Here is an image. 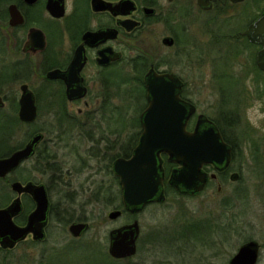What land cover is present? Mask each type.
<instances>
[{
    "label": "flooded vegetation",
    "instance_id": "flooded-vegetation-1",
    "mask_svg": "<svg viewBox=\"0 0 264 264\" xmlns=\"http://www.w3.org/2000/svg\"><path fill=\"white\" fill-rule=\"evenodd\" d=\"M104 1L116 4L120 0ZM131 1L134 5L132 9L113 13L109 9L94 8L92 0H55L56 5L50 4L49 7V0H0V159L21 150L36 134L42 135L28 157L21 160L13 170L0 175V209L19 199L21 208L12 220L19 227L27 225L28 216L35 209L36 203L30 193L14 190L12 184L15 182L22 186L28 182L43 185L48 199L42 238H35L33 232H30L12 247H3L0 244V254L9 253L27 238L37 244L45 242L51 233L50 218L65 224L59 230L61 233H68L66 237L69 240L64 246L84 239L89 223L85 219L71 217L76 211H83L81 202L77 204L76 200L97 199V183L94 184L95 181L91 179L97 174V153L100 151L97 144V119L102 116L101 111L106 109L107 103L116 97L118 85L128 83L132 79L137 87L140 86L139 96L144 105L139 107L135 117L140 129L135 141L132 138L130 144L120 146L130 150L131 155L142 132V112L148 105L144 79L149 71L169 74L177 79V82L171 83L180 86V100L187 110L189 105L193 107L187 118L186 131L193 132L199 116L202 115V118L217 127L223 140L230 146L231 161L224 168H217L209 163L203 164L200 171L207 175L205 185L199 191L189 192L171 183L174 171L181 169L182 165L172 161L168 154L160 153L164 199L149 202L145 206L165 202L167 190L180 196L197 195L212 181L217 183V189L220 190L222 181L230 179L232 173L238 175L234 182L239 179V172L230 168L235 145L226 138L217 120L199 110L193 97L196 95L193 89L197 87V81H187L182 74L189 72L192 78L193 73L206 72L209 69L216 72L215 60L225 52H229L233 59L245 56L248 52L249 59L244 65L247 64L251 73H264L257 64L261 44L250 41L244 34L245 29L264 12L263 1ZM61 7L60 16L52 14V11L59 12ZM156 26H159L158 34L154 32ZM98 31H104V34H96L94 37L88 35ZM119 70L129 72L131 79L120 75ZM216 78L213 84L215 88L220 89L221 118L226 120L229 113L232 115L237 111L234 113L237 123L238 103L233 101L234 104L230 106L222 99L217 72ZM233 78V83L241 85L240 81ZM27 91L33 96L36 106V117L30 122L23 121L19 115L21 98ZM74 104L82 105L83 108L78 107L76 111H70L69 105ZM6 108L8 110H5ZM43 108L49 118L47 121L53 120L47 128H39L36 123ZM207 125L203 122L201 129ZM22 127H26L24 132ZM116 158L118 157H115L112 163ZM66 166L68 168L64 170ZM26 167L48 175L47 181L30 177L25 172ZM210 168L213 172H209ZM92 169L93 172L89 171ZM86 170L85 178L72 182L75 180L72 173L78 174ZM212 174L215 176L212 177ZM116 178L119 182L118 177ZM119 191L121 195V189ZM53 194H56L57 202L52 201ZM62 201L69 202L71 206L75 203V206H63ZM121 205L127 213L137 212H128L123 204ZM122 209H119L121 214ZM212 218L193 220L189 227L192 240L196 239L199 230L203 231L209 227L214 230ZM80 222L87 223V229L79 235H73L69 229L70 225ZM139 238L140 230L135 253L120 259H131L136 255ZM262 247L263 243H259L258 253ZM46 255L38 264H43ZM108 255L116 259L109 253ZM8 263L7 255H0V264Z\"/></svg>",
    "mask_w": 264,
    "mask_h": 264
},
{
    "label": "rangeland",
    "instance_id": "rangeland-1",
    "mask_svg": "<svg viewBox=\"0 0 264 264\" xmlns=\"http://www.w3.org/2000/svg\"><path fill=\"white\" fill-rule=\"evenodd\" d=\"M158 28L156 26L154 30L156 34ZM229 55L225 52L217 58L215 68L222 99L230 106L233 101L238 103L237 123L234 117L237 111L232 115L229 113L226 120L221 118L222 101L220 89L213 84L217 80L214 70L193 73L192 78L189 72L182 75L187 81H197L193 97L199 110L217 120L226 138L235 145L230 168L240 174L236 182L227 178L218 190L217 183L212 181L197 195L180 196L167 190L165 202L144 206L133 214L125 212L120 207V184L111 170L110 158L122 152L121 144L126 146L136 137L140 126L135 117L144 101L139 96L141 88L132 82L131 74L119 70L120 75L128 76L131 81L117 86L116 97L107 103L106 109L101 111L102 116L97 119L100 151L97 153V174L91 178L94 184L97 183V199L76 200L77 204L81 202L83 211H76L71 217L89 223L84 239L64 246L69 240L68 233L59 230L65 224L50 218L48 239L37 244L27 238L9 253H1L7 255L8 264H38L47 252L43 264H228L238 248L250 239L263 243L256 264H264V73H251L247 64L244 65L249 59L248 52L236 59ZM233 77L241 85L233 83ZM78 107L83 108L82 105H69L70 111H76ZM45 112L43 108L37 119L39 128H47L53 122L47 121ZM25 130L26 127H22V131ZM27 167L25 172L30 177L47 181L48 175ZM66 168L68 166L64 170ZM89 171L93 172V169ZM86 172L72 173L75 177L72 182L85 178ZM209 172L213 170L210 168ZM52 201L57 202L56 194ZM75 203L71 206L62 201L61 205L71 208ZM116 208L123 212L112 220L108 213ZM204 218L213 219L214 230L210 227L199 230L196 239L192 240L189 227L193 220ZM134 219L140 228L138 251L131 259L114 260L107 253L108 232ZM216 224L219 228H215Z\"/></svg>",
    "mask_w": 264,
    "mask_h": 264
},
{
    "label": "water",
    "instance_id": "water-1",
    "mask_svg": "<svg viewBox=\"0 0 264 264\" xmlns=\"http://www.w3.org/2000/svg\"><path fill=\"white\" fill-rule=\"evenodd\" d=\"M50 4L56 5L55 0H49L48 7ZM92 5L97 9H109L113 13L134 7L131 0H120L116 4L92 0ZM50 9L52 11V8ZM52 14L60 16L62 7L59 12L52 11ZM96 34L101 36L104 31L88 33L91 37ZM244 34L250 41L261 44L257 64L264 71V12L245 29ZM172 81L177 82V79L169 74H156L153 71L146 74L144 83L148 105L141 115L142 132L131 155L128 158L118 157L112 163V171L119 179L121 201L128 212L141 210L149 202L164 199L160 153L168 154L172 161L182 165L181 169L174 171L171 183L189 192L199 191L204 187L207 175L200 171L203 164L209 163L217 168H224L231 161V148L211 121L200 115L195 130L186 131L187 118L193 107L189 105L187 110L179 98L180 86L172 85ZM19 115L27 122L36 117V106L29 91L24 92L21 98ZM203 122L208 125L201 129ZM41 137V134H36L21 150L0 159V175L13 170L21 160L28 157ZM214 176L212 174V177ZM237 176V173H232L230 179L234 181ZM12 188L18 192L30 193L36 207L29 214L27 225L24 227L17 226L12 220L20 211L19 199L0 209V244L3 247H12L30 232H33L35 238H42V227L47 218L48 199L43 185L28 182L22 186L15 182ZM120 214L121 210L115 209L108 213V217L116 219ZM87 227V223L80 222L71 224L69 229L73 235H79ZM139 230L137 220L110 230L108 253L116 259L133 255ZM258 251L259 243L250 239L238 248L228 264H256Z\"/></svg>",
    "mask_w": 264,
    "mask_h": 264
},
{
    "label": "trees",
    "instance_id": "trees-1",
    "mask_svg": "<svg viewBox=\"0 0 264 264\" xmlns=\"http://www.w3.org/2000/svg\"><path fill=\"white\" fill-rule=\"evenodd\" d=\"M136 140V137L134 138V141ZM130 155V150L128 149H122V152H117L115 156H111L110 158V161H112L115 157H119V156H122V157H128ZM122 205L120 204V207ZM113 260V259H111Z\"/></svg>",
    "mask_w": 264,
    "mask_h": 264
}]
</instances>
